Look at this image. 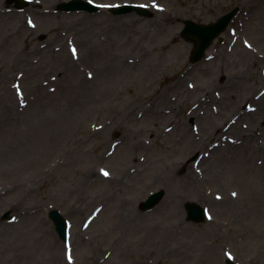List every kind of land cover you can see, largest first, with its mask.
<instances>
[{"label":"rangeland","instance_id":"1","mask_svg":"<svg viewBox=\"0 0 264 264\" xmlns=\"http://www.w3.org/2000/svg\"><path fill=\"white\" fill-rule=\"evenodd\" d=\"M69 1L0 0V264H264V0Z\"/></svg>","mask_w":264,"mask_h":264},{"label":"water","instance_id":"2","mask_svg":"<svg viewBox=\"0 0 264 264\" xmlns=\"http://www.w3.org/2000/svg\"><path fill=\"white\" fill-rule=\"evenodd\" d=\"M65 10H87L93 12L96 10V7L92 6L89 3H86L82 0H75L70 3L63 5ZM133 7L126 6L119 9L118 13H125L131 11ZM140 11V10H139ZM141 12V11H140ZM143 13V12H141ZM238 13V9L233 10L232 12L226 14L220 18L216 23L211 25H198L194 22H187L185 28L182 32V37L187 40H194L196 47L192 53V62L200 61L205 55L206 50L212 45L213 41L220 36L223 32L226 31L229 23L233 17ZM163 193H157L149 198V200L143 205L144 209L152 208L161 198ZM188 220L191 222L199 223L204 220V211L203 209L195 204H188L186 206ZM50 218L54 221L56 225V230L59 235L65 239L67 234V227L63 217L59 212L53 211L50 214ZM227 264H232L227 262Z\"/></svg>","mask_w":264,"mask_h":264},{"label":"bare ground","instance_id":"3","mask_svg":"<svg viewBox=\"0 0 264 264\" xmlns=\"http://www.w3.org/2000/svg\"><path fill=\"white\" fill-rule=\"evenodd\" d=\"M229 161H230V164H232V166H230L231 167V169H233L234 171H236V169H234L233 167H235L236 165H244V163L243 162H239V161H237L236 160V157H231L230 159H229ZM228 169V165H223V167H222V169L219 171V172H217L218 174H223V173H225L226 171L225 170H227ZM175 198V200H174V202L172 203L173 205L172 206H176V204H178V201H177V198L179 199V196L178 197H174ZM180 202L181 203H183L182 202V200L180 199ZM186 206V205H185ZM168 207V206H167ZM170 208H172V207H170ZM133 212V211H132ZM129 215V220H133L134 219V216L132 215V214H128ZM129 224H130V221H129ZM146 227V228H145ZM143 226V227H141V232L143 231V229H144V231H148L149 233H150V235H152L154 232H152L153 230L151 229V228H148L147 226ZM261 227H264V225L263 226H261ZM0 230H1V228H0ZM172 230H175V228L173 227L172 228ZM0 233H1V235H0V242H3V240L4 241H6V239H8V238H6V237H8L7 235H6V233L5 234H3V232H1L0 231ZM6 236V237H5ZM163 244H165V242H162ZM175 251H178V250H174L173 252H170V251H167V253L168 254H173V255H175L176 253H178V252H175ZM175 259V258H174ZM176 260V259H175ZM177 261V264H180V262L178 261V260H176Z\"/></svg>","mask_w":264,"mask_h":264},{"label":"snow or ice","instance_id":"4","mask_svg":"<svg viewBox=\"0 0 264 264\" xmlns=\"http://www.w3.org/2000/svg\"><path fill=\"white\" fill-rule=\"evenodd\" d=\"M104 174H105V175H107L108 173H107V172H105ZM233 195H235V193H234ZM69 259H71V257H69Z\"/></svg>","mask_w":264,"mask_h":264}]
</instances>
